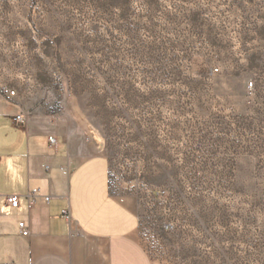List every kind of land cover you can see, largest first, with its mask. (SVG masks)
Segmentation results:
<instances>
[{
  "label": "rangeland",
  "instance_id": "rangeland-1",
  "mask_svg": "<svg viewBox=\"0 0 264 264\" xmlns=\"http://www.w3.org/2000/svg\"><path fill=\"white\" fill-rule=\"evenodd\" d=\"M3 88L98 137L155 259L264 264V0H0Z\"/></svg>",
  "mask_w": 264,
  "mask_h": 264
},
{
  "label": "crops",
  "instance_id": "crops-1",
  "mask_svg": "<svg viewBox=\"0 0 264 264\" xmlns=\"http://www.w3.org/2000/svg\"><path fill=\"white\" fill-rule=\"evenodd\" d=\"M14 91L0 90V264H172L142 244L139 212L111 193L109 158L85 127ZM20 114L24 119L13 121ZM9 194L19 195L17 207L7 205Z\"/></svg>",
  "mask_w": 264,
  "mask_h": 264
},
{
  "label": "built area",
  "instance_id": "built-area-1",
  "mask_svg": "<svg viewBox=\"0 0 264 264\" xmlns=\"http://www.w3.org/2000/svg\"><path fill=\"white\" fill-rule=\"evenodd\" d=\"M249 85L251 86L252 83H249ZM2 93L3 94H6V95H9V96H12L15 94V91L12 90V89H9V88H3L2 90ZM24 119V116L23 115H16L14 118H13V121L15 122H20ZM47 140H48V144H49V147L53 148V149H56L57 147V140H56V137L53 135V134H50L48 135L47 137ZM38 194V189L36 188H33L31 189L27 194H26V197H27V207L28 208H32L34 203H35V197L36 195ZM49 196H45L44 197V200L46 202L49 201ZM6 203L7 205L11 206V207H17L19 205V195L18 194H9L6 196ZM18 229H19V233L22 235V236H28L29 235V227L27 226V224L24 222V221H19L18 223ZM8 264H13L12 262L8 263Z\"/></svg>",
  "mask_w": 264,
  "mask_h": 264
},
{
  "label": "bare ground",
  "instance_id": "bare-ground-1",
  "mask_svg": "<svg viewBox=\"0 0 264 264\" xmlns=\"http://www.w3.org/2000/svg\"><path fill=\"white\" fill-rule=\"evenodd\" d=\"M94 138L97 140L98 139V137L96 136V135H94Z\"/></svg>",
  "mask_w": 264,
  "mask_h": 264
}]
</instances>
